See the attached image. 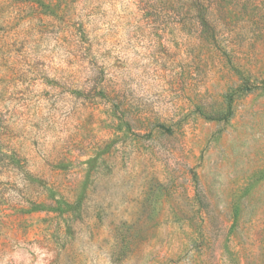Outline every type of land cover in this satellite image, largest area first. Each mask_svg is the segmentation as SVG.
<instances>
[{
	"label": "rangeland",
	"instance_id": "374dc122",
	"mask_svg": "<svg viewBox=\"0 0 264 264\" xmlns=\"http://www.w3.org/2000/svg\"><path fill=\"white\" fill-rule=\"evenodd\" d=\"M192 1L0 0V264H264V0Z\"/></svg>",
	"mask_w": 264,
	"mask_h": 264
},
{
	"label": "trees",
	"instance_id": "16d2710c",
	"mask_svg": "<svg viewBox=\"0 0 264 264\" xmlns=\"http://www.w3.org/2000/svg\"><path fill=\"white\" fill-rule=\"evenodd\" d=\"M196 1H197V0H193V1H192V5L189 6V11H191V10H192V11H198L199 8H197V6H196ZM193 3H194V4H193ZM207 24L209 25V23H207Z\"/></svg>",
	"mask_w": 264,
	"mask_h": 264
}]
</instances>
